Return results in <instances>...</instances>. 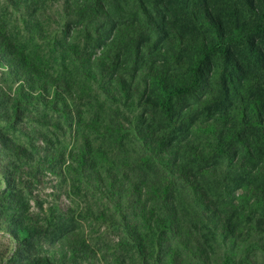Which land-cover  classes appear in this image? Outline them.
Returning a JSON list of instances; mask_svg holds the SVG:
<instances>
[{
  "label": "trees",
  "instance_id": "16d2710c",
  "mask_svg": "<svg viewBox=\"0 0 264 264\" xmlns=\"http://www.w3.org/2000/svg\"><path fill=\"white\" fill-rule=\"evenodd\" d=\"M4 2L0 124L21 138L0 126L8 264L94 253L69 211L31 212L25 187L45 172L94 194L81 216L115 230V264H251L264 248V0H65L51 39L43 0Z\"/></svg>",
  "mask_w": 264,
  "mask_h": 264
},
{
  "label": "rangeland",
  "instance_id": "374dc122",
  "mask_svg": "<svg viewBox=\"0 0 264 264\" xmlns=\"http://www.w3.org/2000/svg\"><path fill=\"white\" fill-rule=\"evenodd\" d=\"M4 1L7 2L8 0H1L0 6H3ZM64 4L65 0H43V3L37 7L38 15L46 22V28L49 31L47 34L51 36L50 39L59 34L68 21V16L63 10ZM10 11L7 14V19L4 20L9 25L10 31L17 34L19 28H22L23 25V15L13 7L10 8ZM1 71L2 69L0 68V76ZM1 85L3 84L0 83ZM19 124H25V121H20ZM34 124L37 125L35 128L43 139V134L47 133L55 144H67L71 140V136L66 130L56 129L52 126L44 128L38 126L40 123L37 121ZM0 126L3 131L10 132V135L15 139H21L19 131L12 132L10 130L11 126L6 125L4 122ZM38 143L45 144V141ZM8 164L9 159H4L0 156V196L6 187L5 177ZM31 191V194H29L25 187V193L29 196L31 195L30 208L32 213L43 215V213H48L51 208H56L58 212L69 211L75 215L76 219L82 220V222L74 225L86 232L88 241L94 247V253L91 254L84 264H115L114 245L117 241L115 230L103 222L94 225L88 220H83L84 217L82 219L81 216L83 214L82 210L86 206L96 208L97 201L94 194L85 190L80 191L69 174H53L50 172L42 173L40 180L33 182ZM1 210L2 206L0 203ZM10 236L4 222L0 218V264H8V260L14 252L15 243ZM217 252V256L220 255V251L218 250ZM251 252V264H264V248L261 246L254 247Z\"/></svg>",
  "mask_w": 264,
  "mask_h": 264
}]
</instances>
